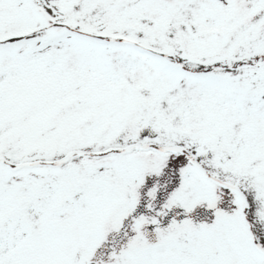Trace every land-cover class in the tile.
I'll use <instances>...</instances> for the list:
<instances>
[{
    "label": "snow or ice",
    "instance_id": "obj_1",
    "mask_svg": "<svg viewBox=\"0 0 264 264\" xmlns=\"http://www.w3.org/2000/svg\"><path fill=\"white\" fill-rule=\"evenodd\" d=\"M0 264H264V0H0Z\"/></svg>",
    "mask_w": 264,
    "mask_h": 264
}]
</instances>
